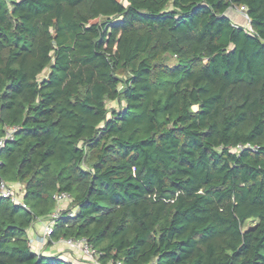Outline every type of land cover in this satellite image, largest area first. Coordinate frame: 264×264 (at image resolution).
I'll use <instances>...</instances> for the list:
<instances>
[{"label":"trees","instance_id":"obj_1","mask_svg":"<svg viewBox=\"0 0 264 264\" xmlns=\"http://www.w3.org/2000/svg\"><path fill=\"white\" fill-rule=\"evenodd\" d=\"M8 128L0 264H73L58 192L101 264H264V0H0Z\"/></svg>","mask_w":264,"mask_h":264},{"label":"built area","instance_id":"obj_2","mask_svg":"<svg viewBox=\"0 0 264 264\" xmlns=\"http://www.w3.org/2000/svg\"><path fill=\"white\" fill-rule=\"evenodd\" d=\"M235 11L240 12L244 18L248 21V24L250 23V18L249 15L247 13V9L245 6H240V7H235L234 8ZM248 29L252 28L250 27V24L247 25ZM253 32V31H252ZM16 129L15 128H8L7 129V134L4 138L0 139V150L6 145V143H8V141L10 139H13L14 137V131ZM246 147L249 146H238L236 149L237 150H241L244 149ZM1 164V161H0ZM0 197L3 198H12V200L14 201V203L16 204H22L24 207H26V205L22 202V198L18 197L17 193H16V186L13 185H9L6 182H2L1 186H0ZM55 200L58 203V210L52 215L51 220H40L39 219V223H42L43 225V232L41 234V247L40 249H44V247L50 242L51 240V236L54 233V220L58 219L60 217V212L62 210H67L70 209L72 210L73 208H70V204L72 202V197L69 193L67 192H58L55 195ZM75 214V211H71L70 216H73ZM33 234V233H32ZM56 244H61L66 246L69 250H71L72 252H74L75 254H78L80 256H82L85 260H87L88 262H90L91 264H101L99 261V256L100 254L98 253V251L92 247V245H90L88 243V241L85 238H81V239H76V238H62L60 239ZM109 264H122V262L118 261V262H111Z\"/></svg>","mask_w":264,"mask_h":264},{"label":"crops","instance_id":"obj_3","mask_svg":"<svg viewBox=\"0 0 264 264\" xmlns=\"http://www.w3.org/2000/svg\"><path fill=\"white\" fill-rule=\"evenodd\" d=\"M229 17L233 20L236 24L244 25V16L242 18L241 15L237 13H230L228 14ZM249 25V24H247ZM33 237H34V245L33 248L36 249V251H41L40 253L45 254L46 256H55L58 255L62 260L71 262L73 264H91L87 260H85L82 256L75 254L71 250H69L66 246L61 244H53L49 245V243L44 247V249H40L41 247V234L43 232V225L42 223H36L33 226Z\"/></svg>","mask_w":264,"mask_h":264},{"label":"rangeland","instance_id":"obj_4","mask_svg":"<svg viewBox=\"0 0 264 264\" xmlns=\"http://www.w3.org/2000/svg\"><path fill=\"white\" fill-rule=\"evenodd\" d=\"M237 13V14H239V15H241L242 16V18H243V15L240 13V12H237V11H234V10H232V9H230V11L228 12V14H230V13ZM244 21H245V23H244V25L246 26V27H248L247 26V24H248V21L246 20V19H244ZM173 61H171V63H172ZM108 106H109V108L110 109H114V108H119V106L116 104V103H108ZM247 226H249V223H248V225Z\"/></svg>","mask_w":264,"mask_h":264}]
</instances>
